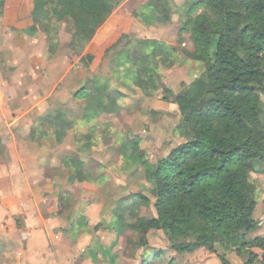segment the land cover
<instances>
[{
	"label": "rangeland",
	"instance_id": "obj_1",
	"mask_svg": "<svg viewBox=\"0 0 264 264\" xmlns=\"http://www.w3.org/2000/svg\"><path fill=\"white\" fill-rule=\"evenodd\" d=\"M198 1L122 0L95 38L75 51L73 25L58 19V0H0V67L10 84L14 70L26 74L12 88H20L18 100L0 94V102L27 107L12 117L28 125L17 126V134L26 133V147L42 153L47 175L58 179L54 195L65 222L56 232L62 233L59 264L201 263L195 253L204 248L177 254L160 230L149 231L142 247L132 229L139 219H157L147 165L184 143L178 107L164 98L178 95L206 68L189 56L193 43L182 32L204 11L190 13ZM83 88L87 98H76ZM261 173L252 178L258 200ZM94 216L100 217L91 226ZM230 254L238 263L247 260ZM257 255L264 264V254Z\"/></svg>",
	"mask_w": 264,
	"mask_h": 264
},
{
	"label": "trees",
	"instance_id": "obj_2",
	"mask_svg": "<svg viewBox=\"0 0 264 264\" xmlns=\"http://www.w3.org/2000/svg\"><path fill=\"white\" fill-rule=\"evenodd\" d=\"M58 1V19L73 25L75 51L95 38L122 2ZM200 7L204 11L182 32L193 43L189 56L205 71L178 95L164 98L178 107L184 143L147 165L157 219H139L132 229L141 234L142 247L149 231L160 230L177 254L204 248L221 264H233V252L247 257L244 264H255L253 250L264 251V239L252 237L259 228L252 178L264 171V0H201L190 13ZM75 97L87 98L85 88ZM140 200L148 203L147 197Z\"/></svg>",
	"mask_w": 264,
	"mask_h": 264
},
{
	"label": "crops",
	"instance_id": "obj_3",
	"mask_svg": "<svg viewBox=\"0 0 264 264\" xmlns=\"http://www.w3.org/2000/svg\"><path fill=\"white\" fill-rule=\"evenodd\" d=\"M3 69L4 66L0 67V94L3 95V100L6 94L12 95L10 99L18 100L20 88L17 87V92L12 88L26 75L25 68L14 70L11 84L5 80ZM2 103L3 101L0 102V154L6 155L5 158L0 155V264H59L57 257L62 253L61 242L59 243L62 233L56 232L64 228L65 222L61 219V212L57 210L59 197L54 195L58 179L47 175L50 171L43 164L42 153L26 147V133L17 134V126L28 125L25 120L21 122L20 118L12 117L24 112L27 107H11L8 102ZM2 145L5 151H1ZM259 176L262 198L257 199L254 212L259 228L252 237L264 239V171ZM48 200L54 202L55 208L48 204ZM96 208L97 206H93L88 210L86 216L89 219H92L91 213ZM97 217L90 223L91 226L97 224L100 216ZM84 242H88V239ZM260 253L264 254V251L259 250L257 254ZM195 258H201L200 264H221L215 255L209 254L205 249L201 253H195ZM235 258L234 254L228 255L231 263L242 264L237 259L234 261Z\"/></svg>",
	"mask_w": 264,
	"mask_h": 264
}]
</instances>
